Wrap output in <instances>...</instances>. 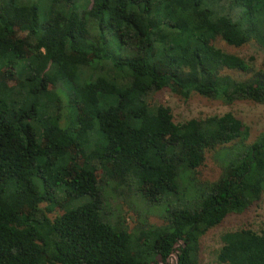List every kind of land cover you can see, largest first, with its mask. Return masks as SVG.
Instances as JSON below:
<instances>
[{
  "label": "trees",
  "instance_id": "obj_1",
  "mask_svg": "<svg viewBox=\"0 0 264 264\" xmlns=\"http://www.w3.org/2000/svg\"><path fill=\"white\" fill-rule=\"evenodd\" d=\"M218 38L264 47V0H0V264H199L202 236L262 200L264 131L149 102L264 103V66ZM208 153L223 173L204 182ZM106 180L165 224L111 222ZM222 241L220 263L264 264V231Z\"/></svg>",
  "mask_w": 264,
  "mask_h": 264
},
{
  "label": "rangeland",
  "instance_id": "obj_2",
  "mask_svg": "<svg viewBox=\"0 0 264 264\" xmlns=\"http://www.w3.org/2000/svg\"><path fill=\"white\" fill-rule=\"evenodd\" d=\"M75 2L83 4L85 0H75ZM217 46L240 56H254L256 66H264V47L257 39L241 47H236L218 38ZM225 72L231 73L240 79L246 78V75L239 71L226 69ZM149 102L153 106L164 104L171 107L175 122H183L195 117L221 115L232 111L238 118L244 120L243 122L250 126L251 136L248 140L249 142H253L264 131V103L238 100L233 104H226L222 100L203 97L199 94L183 98L168 88L151 94ZM222 173V160L217 158L213 153H208L203 165L198 168L197 177L200 181L204 182L215 181L221 177ZM104 186V195L107 203L105 208L111 222L122 224L129 231L135 230L137 227L145 224H165L166 218L163 206L143 200L135 189L129 191L127 188H117L116 184L110 180H106ZM176 202L180 203L179 200ZM79 203L77 202L75 205ZM56 211L62 212L63 207L58 206ZM240 228L264 231V196L257 205L252 206L243 213L228 216L221 225L212 228L202 236L198 255L199 264H222L218 259L219 251L223 246L222 234L226 231Z\"/></svg>",
  "mask_w": 264,
  "mask_h": 264
}]
</instances>
